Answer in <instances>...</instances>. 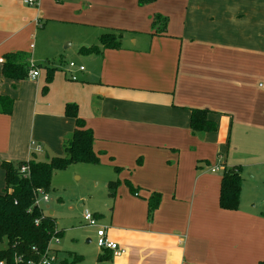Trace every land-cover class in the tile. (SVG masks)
Instances as JSON below:
<instances>
[{"label": "crops", "instance_id": "crops-1", "mask_svg": "<svg viewBox=\"0 0 264 264\" xmlns=\"http://www.w3.org/2000/svg\"><path fill=\"white\" fill-rule=\"evenodd\" d=\"M22 1L0 0V95L15 100L12 115H0V162L38 160L32 140L61 155L74 130L64 106H77L93 134L96 166L119 182L114 190L107 184L108 222L98 226L94 217L97 230L125 252L113 257L99 249L94 264L264 262V0ZM155 16L166 19L163 29ZM49 25L74 37L68 45L76 67L41 65L53 69L52 81L36 68L30 91L25 82L3 80L5 54L24 52L40 65L33 37ZM105 33L120 35L118 49L79 53ZM46 97L51 104L43 111ZM191 109L206 110L216 130L193 134ZM235 166L239 206L222 210L221 173ZM153 193L160 201L149 218Z\"/></svg>", "mask_w": 264, "mask_h": 264}, {"label": "trees", "instance_id": "trees-1", "mask_svg": "<svg viewBox=\"0 0 264 264\" xmlns=\"http://www.w3.org/2000/svg\"><path fill=\"white\" fill-rule=\"evenodd\" d=\"M156 23H160L163 29L166 19L155 16L153 24L156 25ZM119 47L120 35L105 33L99 37L98 46L81 48L79 53L82 55L98 54L103 50L118 49ZM36 68L45 70V81L46 84H49L53 76L52 68L33 65L31 57L27 53H8L2 56L1 77L11 83L21 82L27 80L29 70ZM14 103L13 98L0 95V115L11 116ZM207 113L206 110H190L189 128L193 134L209 133L216 130L215 123L207 119ZM64 115L74 121L73 132L62 144L64 156H51L44 161H38L33 157L34 155H31L27 162H18L17 164L8 161L0 162L5 182V187L0 192V244L3 242L6 244V247L0 250V259L6 257L9 263L15 256L36 260L44 253L50 236L54 232H56L55 236L60 235L54 218L35 206L36 191L40 189L44 193H50L53 174L66 169L71 164H99V160L93 152V134L85 128L84 121L78 117L77 106L66 104ZM23 166L27 167L25 173L20 172ZM118 185V181H113L109 183L108 187L114 190ZM124 185L137 196L136 190L130 183L125 182ZM240 191V168L236 166L224 168L220 180L219 208L236 211L239 206ZM159 201V194L153 193L149 196L147 200L149 218L152 217ZM97 259L102 261L103 257L99 256ZM81 260V257L74 256L71 262L63 260L61 264H76ZM258 264H264V262Z\"/></svg>", "mask_w": 264, "mask_h": 264}, {"label": "rangeland", "instance_id": "rangeland-1", "mask_svg": "<svg viewBox=\"0 0 264 264\" xmlns=\"http://www.w3.org/2000/svg\"><path fill=\"white\" fill-rule=\"evenodd\" d=\"M57 30V25H49L45 28L40 26L35 37H33L35 50L32 57L40 65L52 66V64H55L63 69L66 66L68 67L69 63H75L74 50L68 45L70 39L74 37L66 35L64 38L60 34L56 35ZM22 82H25L26 87L24 90L30 91V83L27 80ZM11 91L14 95L19 91V86L18 89ZM40 94L41 96H47L46 92ZM49 94H53V92ZM9 95L11 96L10 93ZM40 103V109L43 111L47 110L48 103L51 104L47 97ZM40 134L46 136L48 131L45 130ZM32 141L36 145L39 144L41 152L38 153L33 146L30 151L36 155L35 157L38 160L44 161L46 156L50 154L47 146L43 142ZM64 155L62 147L61 155L50 154L49 157ZM8 162L18 163L16 161ZM113 177L114 173L108 168L85 164H71L66 169L53 174L50 182L49 200L47 203H41L40 209L46 214L52 212L56 228L58 227V230L63 232L57 249L62 251L58 252L59 260L64 259L71 262L72 258L77 256L81 257L83 261L81 260L76 264H94L96 253L100 252L96 246L97 227L87 226L83 215L85 211H88L98 217V226H105L113 210V196L107 188L110 180L116 181ZM4 187V172L0 168V192ZM88 240L90 242H87ZM5 247V242L0 244V250Z\"/></svg>", "mask_w": 264, "mask_h": 264}, {"label": "built area", "instance_id": "built-area-1", "mask_svg": "<svg viewBox=\"0 0 264 264\" xmlns=\"http://www.w3.org/2000/svg\"><path fill=\"white\" fill-rule=\"evenodd\" d=\"M39 0H23V5L27 7H34L38 4ZM32 48V46H31ZM69 69H74L76 66L74 63H69ZM80 71L83 70L82 67L78 68ZM39 77V72L37 69L29 70L26 79L29 81H35ZM73 79V78H72ZM74 80V79H73ZM37 152H40L41 148H35ZM218 168H214L212 172H216ZM27 171V167L23 166L20 169L21 173H25ZM37 199L35 201V206L40 208L41 203H47L49 198L48 194L42 192L40 189L36 191ZM83 219L86 222L87 226L89 227H97L96 226V219L94 215L90 214L88 211L84 212ZM56 232L52 236L48 243L46 244V248L44 253L35 259H24L22 256H15L13 261L9 263L7 258L0 259V264H61V260L58 258V244L60 242V237L55 236ZM96 246L101 250H107L112 253L113 257H119L124 254L125 250L120 247L115 242L108 240L105 236L104 229H98L96 231Z\"/></svg>", "mask_w": 264, "mask_h": 264}, {"label": "water", "instance_id": "water-1", "mask_svg": "<svg viewBox=\"0 0 264 264\" xmlns=\"http://www.w3.org/2000/svg\"><path fill=\"white\" fill-rule=\"evenodd\" d=\"M48 215H49V216H52V212H49Z\"/></svg>", "mask_w": 264, "mask_h": 264}]
</instances>
